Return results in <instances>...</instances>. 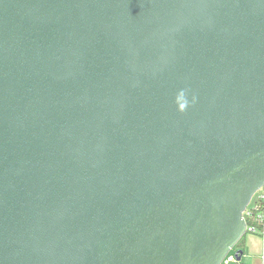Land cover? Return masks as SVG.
<instances>
[{
    "label": "water",
    "instance_id": "obj_1",
    "mask_svg": "<svg viewBox=\"0 0 264 264\" xmlns=\"http://www.w3.org/2000/svg\"><path fill=\"white\" fill-rule=\"evenodd\" d=\"M263 185L264 0H0V264H221Z\"/></svg>",
    "mask_w": 264,
    "mask_h": 264
},
{
    "label": "built area",
    "instance_id": "obj_2",
    "mask_svg": "<svg viewBox=\"0 0 264 264\" xmlns=\"http://www.w3.org/2000/svg\"><path fill=\"white\" fill-rule=\"evenodd\" d=\"M242 216L245 221V234L264 239V185L251 196ZM235 262L234 253L229 252L221 264Z\"/></svg>",
    "mask_w": 264,
    "mask_h": 264
},
{
    "label": "crops",
    "instance_id": "obj_3",
    "mask_svg": "<svg viewBox=\"0 0 264 264\" xmlns=\"http://www.w3.org/2000/svg\"><path fill=\"white\" fill-rule=\"evenodd\" d=\"M239 251L242 255L236 264H264V239L255 235H246L242 249Z\"/></svg>",
    "mask_w": 264,
    "mask_h": 264
},
{
    "label": "trees",
    "instance_id": "obj_4",
    "mask_svg": "<svg viewBox=\"0 0 264 264\" xmlns=\"http://www.w3.org/2000/svg\"><path fill=\"white\" fill-rule=\"evenodd\" d=\"M247 234H245L238 242L237 244L234 246V248L230 251L231 253H235L236 251H239L242 249V245H243V240H244V237L246 236Z\"/></svg>",
    "mask_w": 264,
    "mask_h": 264
},
{
    "label": "rangeland",
    "instance_id": "obj_5",
    "mask_svg": "<svg viewBox=\"0 0 264 264\" xmlns=\"http://www.w3.org/2000/svg\"><path fill=\"white\" fill-rule=\"evenodd\" d=\"M232 264H234V263H232ZM235 264H236V262H235Z\"/></svg>",
    "mask_w": 264,
    "mask_h": 264
}]
</instances>
